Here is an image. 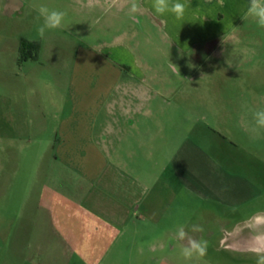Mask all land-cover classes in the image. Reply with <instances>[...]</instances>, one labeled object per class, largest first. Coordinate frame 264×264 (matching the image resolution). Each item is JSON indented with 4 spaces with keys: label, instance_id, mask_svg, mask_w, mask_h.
<instances>
[{
    "label": "rangeland",
    "instance_id": "obj_1",
    "mask_svg": "<svg viewBox=\"0 0 264 264\" xmlns=\"http://www.w3.org/2000/svg\"><path fill=\"white\" fill-rule=\"evenodd\" d=\"M127 1L0 0V264H87L74 254L85 233L78 204L67 194L75 188V170L52 165L59 126L72 113L92 112L87 100L131 97L127 82L149 87L154 99L143 111L163 124L160 132L152 127L150 144L129 155L132 166L157 162L160 167L148 169L159 173L189 137L221 156L234 157L239 145L243 171L264 187V137L237 130L243 101L252 93L264 99V28L245 22L242 36L184 52L154 16L132 12L140 0ZM40 5L66 13L63 25L43 39L36 33ZM118 44L130 49L146 78L111 60ZM120 108L105 104L99 112ZM187 194L181 192L160 230L142 238L165 243L162 252L146 248L139 257L104 264H256L253 253L235 249L231 240L237 227L243 240L264 232V215L256 216L264 214V200L236 211ZM181 224L208 242L206 255L184 259L186 241L175 238ZM192 224L204 231L191 232Z\"/></svg>",
    "mask_w": 264,
    "mask_h": 264
},
{
    "label": "crops",
    "instance_id": "obj_2",
    "mask_svg": "<svg viewBox=\"0 0 264 264\" xmlns=\"http://www.w3.org/2000/svg\"><path fill=\"white\" fill-rule=\"evenodd\" d=\"M181 2L186 3L181 19L170 12L156 14L152 0H140V10L161 22L165 36L184 52L242 36L245 22H255L251 18L242 19L249 0H223L222 4L220 0ZM110 50L112 61L121 67L129 65L131 74L146 78L126 45L118 44ZM134 86L125 83V91L131 97L87 100L84 104L92 112L72 113L61 119L56 143L58 155L52 165L57 164L59 170H75V188L67 194L77 202L76 213L85 230L74 250L83 263H121L131 256L144 255L146 248L157 253L164 250L165 243L146 244L142 238L161 229L181 192L236 211L264 200V187L243 171L240 158L243 148L239 145L234 157L226 153L221 156L206 151L188 137L177 144V150L159 173L148 169L160 167L157 162L154 166H132L129 155L152 142L155 135L152 127L159 128L158 132L163 128L160 116L143 111L154 99L148 95L149 87ZM105 104L122 106L121 112L102 115L99 110ZM259 109H264V99L253 93L243 101L237 117L239 135L264 137V130L258 134L250 131L254 126L252 113ZM60 190H65L64 183ZM236 229L232 247L250 252L253 237L243 240ZM109 238H113L111 243Z\"/></svg>",
    "mask_w": 264,
    "mask_h": 264
},
{
    "label": "clouds",
    "instance_id": "obj_3",
    "mask_svg": "<svg viewBox=\"0 0 264 264\" xmlns=\"http://www.w3.org/2000/svg\"><path fill=\"white\" fill-rule=\"evenodd\" d=\"M223 3V0H220ZM152 8L158 15L172 13L177 19H181L186 10V3L181 0H152ZM140 9L138 3H133L131 10L137 12ZM36 33L43 39L46 33L60 28L65 20L66 13L58 9H50L46 5H40L36 9ZM251 18L258 27L264 28V0H249L243 20ZM171 63V62H170ZM173 71L179 74V69L171 63ZM254 126L250 131L259 133L264 130V109L255 110L252 113ZM187 225H179L175 231V238L178 241H186L181 246V254L185 260H192L193 257H203L207 253L208 242L203 239H196L190 236L185 230ZM190 231L193 233L203 232L204 228L200 224H192ZM248 250L256 256V264H264V232H258L251 240Z\"/></svg>",
    "mask_w": 264,
    "mask_h": 264
},
{
    "label": "flooded vegetation",
    "instance_id": "obj_4",
    "mask_svg": "<svg viewBox=\"0 0 264 264\" xmlns=\"http://www.w3.org/2000/svg\"><path fill=\"white\" fill-rule=\"evenodd\" d=\"M243 230H244V229H243ZM241 233H242V232H239V233H238V236H239Z\"/></svg>",
    "mask_w": 264,
    "mask_h": 264
}]
</instances>
